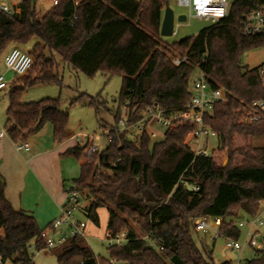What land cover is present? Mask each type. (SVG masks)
I'll use <instances>...</instances> for the list:
<instances>
[{
  "label": "trees",
  "instance_id": "1",
  "mask_svg": "<svg viewBox=\"0 0 264 264\" xmlns=\"http://www.w3.org/2000/svg\"><path fill=\"white\" fill-rule=\"evenodd\" d=\"M38 1L24 0L19 16L0 13V58L11 45L40 40L28 51L33 57L30 75L11 88L4 129L13 142H27L47 123L53 126L55 143L66 138L69 113L62 110L60 98L21 101L29 87L61 83L53 53L89 77L99 72L122 75L106 148L92 152L87 140L72 149L81 162L72 188L88 200L83 213L94 225L100 226L99 211L105 209L106 231H127L129 240L109 247V257L100 258L84 238H72L57 252L58 264H215L211 254L197 247L192 218L220 217L219 235L239 239L238 219L257 216L264 200V147L253 144L264 137V119L243 121L251 103L264 99L259 75L264 63L249 68L242 62L245 53L264 47V36L240 32L242 15L264 0H235L225 18L172 45L160 34L169 0H59L40 16ZM175 55L187 56V61L175 65ZM197 69L212 89H223L227 97L204 116L219 135L209 157L196 155L187 145L194 127L184 119L174 121L160 141L143 133L139 145L127 131L115 130L123 108L129 123L138 121L154 101L169 115L187 111L190 77ZM88 99L99 111L97 97L82 95L73 103ZM97 161L110 173L94 185L90 180ZM49 227L40 228L35 217L12 207L0 177V254L13 264H34L31 245L44 250L41 233ZM139 232L150 238L140 239ZM247 262L264 264V250Z\"/></svg>",
  "mask_w": 264,
  "mask_h": 264
},
{
  "label": "rangeland",
  "instance_id": "2",
  "mask_svg": "<svg viewBox=\"0 0 264 264\" xmlns=\"http://www.w3.org/2000/svg\"><path fill=\"white\" fill-rule=\"evenodd\" d=\"M234 1L235 0H228L230 4ZM0 2L15 3L16 0H0ZM51 6L52 4L50 0H43V3L38 1V15L40 16L44 14ZM169 6L175 13L174 33L171 36H161L163 42L168 45H172L174 42H179L187 37L196 36L201 30L212 25L210 21L193 16L189 9L187 7L180 6L177 0H169ZM182 14L186 15L187 18L184 21H179L178 16ZM39 42L40 40L38 38H34L27 45H11L9 48L18 47L21 50L28 52L36 43ZM53 56L57 63L55 72L59 75L61 83L37 84L29 87L24 90L21 101L33 102L44 98H60L62 110H67L69 113L67 130L75 141L86 144V139L93 138V142L98 149H105L109 141L107 134L115 124L114 116L119 107L122 75H108L104 72H99L93 77H89L83 72L75 70L70 65L65 63L57 53H53ZM242 62L249 68H254L263 64L264 47L245 53L242 58ZM0 74H4L10 84L16 80V85L18 86H21L24 78L30 75L28 73L27 75L19 78L13 71L7 69L4 64L3 57L0 58ZM199 75L200 71L198 69L191 75L190 89L193 80L198 78ZM33 76L34 75L31 74V77ZM11 86H8L4 90L0 91V114L5 118V123L6 110L10 102V92L11 88L14 87ZM82 95L97 97L99 111L89 105V99L83 102L73 103L75 99ZM121 111V113H123L124 110L122 109ZM5 123H3V125H5ZM156 130L158 132L157 140L160 141L164 138L166 129L160 125H156ZM212 144L214 145V142L210 143V146H212ZM253 144L254 146L264 147V137L254 139ZM70 159L73 162L75 161L74 158ZM80 171L79 166H76V178H79L81 174ZM105 173L110 172L96 166V173L95 176L91 177V183L98 185V182L102 181V174ZM67 183L69 186H72L74 184V180L68 179ZM84 193L86 194V190ZM87 204L88 200L84 199L83 205ZM99 214L100 226L94 225L81 213H79V217L83 218L87 222L86 236L84 238L85 243L91 247L96 257L108 258L109 247L107 242L104 240L108 216L105 209H100ZM257 216H259L264 223V200L260 205ZM249 219L250 217L248 215L242 214L238 221H247ZM210 224H213L212 220H210ZM240 229L241 235L239 241L243 243L248 236L249 227L245 225ZM255 229L259 232L258 239L260 240L264 237V224L262 226L255 227ZM192 233L197 247L205 253V255L211 254L215 264H222L224 262H227L228 264H237L239 258L246 262L255 256L256 251L248 246L245 247L243 251L225 249L224 237L216 236L214 230L210 228L203 232L202 236L198 231H193ZM59 250L60 247L44 249L41 251H37L33 248L31 253L34 264H58L57 252ZM9 264L13 263L10 261Z\"/></svg>",
  "mask_w": 264,
  "mask_h": 264
},
{
  "label": "built area",
  "instance_id": "3",
  "mask_svg": "<svg viewBox=\"0 0 264 264\" xmlns=\"http://www.w3.org/2000/svg\"><path fill=\"white\" fill-rule=\"evenodd\" d=\"M24 0H16L15 3L0 2V13H6L10 16H19L21 14L20 4ZM43 3V0H39ZM59 0H50L52 6L58 4ZM140 1V0H138ZM178 4L187 7L191 14L199 19L210 21L212 24L225 18L230 9L228 0H177ZM240 32L244 36H264V5L244 13L240 21ZM4 64L8 70L13 71L18 77H23L28 74L33 65V57L27 52L18 47H12L3 56ZM187 61V56L179 55L173 56L172 62L175 65H180ZM259 75L264 84V65L259 69ZM9 82L4 74H0V91L9 86ZM191 99L188 104V110L185 112L167 114L161 105L154 101L151 105L146 107L142 113V117L134 122H128V113L123 108V113L116 125V131H127L129 138L135 145H139L143 133H147L153 141L157 140L158 132L156 125H160L167 129L176 120H187L194 127V130L188 135L186 139L187 145L196 155H203L209 157L213 149L219 144V135L209 125L206 124L204 116L211 113L215 104L219 102H226L227 97L224 90L221 88L212 89L205 79V75L200 72L198 78L194 79L191 85ZM264 119V99H256L250 105V111L244 116L243 121L246 123H253ZM91 140L92 152H100ZM191 142V143H190ZM193 142V143H192ZM214 145L210 146V143ZM216 143V144H215ZM192 144V145H191ZM17 150L29 151L30 145L28 142L15 143ZM97 167L99 163L97 161ZM199 190V187H192V190ZM262 203V201L260 202ZM83 198L82 193L76 189L71 188L68 191L66 205L61 210L60 215L51 222V227L43 230L42 238L45 240V249H53L66 245L72 238H85L87 222L79 217V213L83 212ZM210 220L213 224H210ZM195 231L205 232L208 228L214 230L216 236L219 235V227L223 219L220 217H200L192 218ZM264 223L259 216L250 218L247 221H238L237 225L242 228L245 225L249 227V232L246 240L242 243L239 239L228 236L224 237V248L233 251H243L245 247H250L255 251L264 250V237L258 239L259 232L255 227L262 226ZM140 239H149L150 234H140ZM104 240L108 247L122 246L129 240L128 232L122 231L114 234L112 231H106ZM33 249L34 246L31 245ZM0 254V264H9ZM237 264H248L240 258Z\"/></svg>",
  "mask_w": 264,
  "mask_h": 264
},
{
  "label": "crops",
  "instance_id": "4",
  "mask_svg": "<svg viewBox=\"0 0 264 264\" xmlns=\"http://www.w3.org/2000/svg\"><path fill=\"white\" fill-rule=\"evenodd\" d=\"M16 84L15 80L9 86ZM4 121L0 114V177L5 182V196L15 210L32 215L40 228H45L60 215L69 189L75 186L76 166L81 170V162L72 149L83 144L76 142L68 130L65 140L55 143L53 126L47 123L28 139L30 150L19 151L5 133ZM68 179L74 180L72 186Z\"/></svg>",
  "mask_w": 264,
  "mask_h": 264
},
{
  "label": "water",
  "instance_id": "5",
  "mask_svg": "<svg viewBox=\"0 0 264 264\" xmlns=\"http://www.w3.org/2000/svg\"><path fill=\"white\" fill-rule=\"evenodd\" d=\"M186 15H179L178 20H186ZM174 23H175V13L173 9L167 5L163 14V19L161 23L160 34L161 36H171L174 33ZM188 189L192 190V187L188 185ZM200 235H203V232H200Z\"/></svg>",
  "mask_w": 264,
  "mask_h": 264
}]
</instances>
